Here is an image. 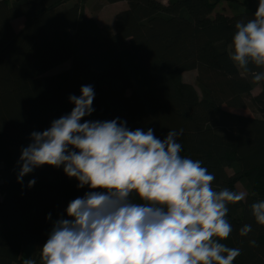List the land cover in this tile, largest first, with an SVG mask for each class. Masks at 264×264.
Masks as SVG:
<instances>
[{"label":"trees","instance_id":"1","mask_svg":"<svg viewBox=\"0 0 264 264\" xmlns=\"http://www.w3.org/2000/svg\"><path fill=\"white\" fill-rule=\"evenodd\" d=\"M68 1L0 0V264H23L29 245L39 262L53 222L69 218V202L89 191L63 166L44 165L17 182L30 134L70 114L69 96L84 85L94 88V112L81 123L119 118L161 140L182 129L181 155L214 174V189L242 188L245 200L228 205L233 231L220 242L241 249L233 264H264V226L250 210L264 200V81L254 83L229 56L236 22L258 6L226 14L210 0H106L127 2L111 26L86 15L84 0ZM68 61L70 68L48 74ZM190 70L199 90L183 78ZM245 224L252 232L241 236Z\"/></svg>","mask_w":264,"mask_h":264},{"label":"clouds","instance_id":"2","mask_svg":"<svg viewBox=\"0 0 264 264\" xmlns=\"http://www.w3.org/2000/svg\"><path fill=\"white\" fill-rule=\"evenodd\" d=\"M231 47L233 64L251 72L254 83L264 81V0L251 19L236 22ZM80 93L69 96L70 114L30 134L17 161V182L44 165L63 166L78 188L89 191L69 202V218L53 222L39 262L27 258L23 264H233L241 249L220 241L233 231L228 205L246 194L214 189V174L181 155L182 129L161 140L153 129L130 130L119 118L81 123L94 112L95 92L84 85ZM35 183L29 180L28 187ZM250 210L264 226V200ZM250 232V224L239 230L241 236Z\"/></svg>","mask_w":264,"mask_h":264},{"label":"rangeland","instance_id":"3","mask_svg":"<svg viewBox=\"0 0 264 264\" xmlns=\"http://www.w3.org/2000/svg\"><path fill=\"white\" fill-rule=\"evenodd\" d=\"M73 1L77 2L78 0H69L67 4H72ZM161 1L167 2V0H161ZM210 1L216 4L215 12L223 11L226 14H233L240 10L243 11L248 7L258 6V0H210ZM82 3H83L82 7L86 15L96 16L100 24L108 23L111 26H114L115 24V18L117 15L116 10H121L120 6H112V5L107 4L108 2L106 0H84ZM215 12L213 14H215ZM15 25L17 28H20L21 22H17ZM68 68H70L69 61L52 69L51 71L48 72V74L54 75ZM183 78L186 82L193 84L199 90L197 79H196L197 78L196 70H190V71L185 72L183 74ZM108 84L113 85V86L117 85V83L115 82H108ZM259 90L260 88L256 87L255 90L253 91V94H257ZM239 112L243 114L251 115V116H257L256 113H253L250 109H243V110H240ZM240 189L243 192V189L242 188Z\"/></svg>","mask_w":264,"mask_h":264},{"label":"crops","instance_id":"4","mask_svg":"<svg viewBox=\"0 0 264 264\" xmlns=\"http://www.w3.org/2000/svg\"><path fill=\"white\" fill-rule=\"evenodd\" d=\"M74 2H76V1H73L72 3H74ZM107 4L112 5V6H120L121 7L120 8L121 10H116V14H118L120 11H122V10H124V9L127 8V2L126 1H120V2H116V3H107ZM93 17L97 20V17L96 16H93ZM16 22H21V24L23 23V21L21 19L18 20V21H16ZM104 24H106V23H104ZM35 251H36V245H29L27 247H24L22 249V251H21V258L23 260H25L27 258H33Z\"/></svg>","mask_w":264,"mask_h":264}]
</instances>
